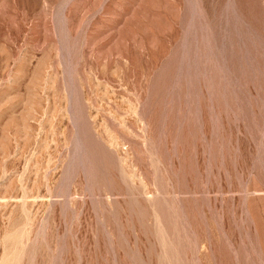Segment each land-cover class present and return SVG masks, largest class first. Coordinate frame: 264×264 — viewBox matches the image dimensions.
<instances>
[{"label": "rangeland", "instance_id": "1", "mask_svg": "<svg viewBox=\"0 0 264 264\" xmlns=\"http://www.w3.org/2000/svg\"><path fill=\"white\" fill-rule=\"evenodd\" d=\"M0 264H264V0H0Z\"/></svg>", "mask_w": 264, "mask_h": 264}]
</instances>
